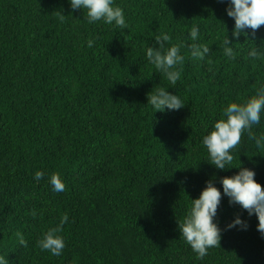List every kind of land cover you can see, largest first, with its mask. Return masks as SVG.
<instances>
[{
    "label": "trees",
    "instance_id": "obj_1",
    "mask_svg": "<svg viewBox=\"0 0 264 264\" xmlns=\"http://www.w3.org/2000/svg\"><path fill=\"white\" fill-rule=\"evenodd\" d=\"M115 4L128 29L89 24L68 0H0V255L9 264H264L257 216L227 197L215 222L225 229L240 216L248 228L222 231L203 259L178 229L206 181L215 177L222 191L220 178L239 171L209 164L202 139L228 103L264 86V61L248 55L264 50V25L233 39L228 0ZM193 26L196 41L187 38ZM161 34L170 37L164 51L185 45L175 85L146 58ZM227 36L235 59L224 55ZM193 43L209 46L205 60L192 58ZM158 87L185 106L155 112L147 94ZM252 131L264 133V116ZM233 155V166L253 169L264 187V148L245 134ZM53 173L65 191H52ZM64 213L66 246L53 256L38 241Z\"/></svg>",
    "mask_w": 264,
    "mask_h": 264
},
{
    "label": "clouds",
    "instance_id": "obj_2",
    "mask_svg": "<svg viewBox=\"0 0 264 264\" xmlns=\"http://www.w3.org/2000/svg\"><path fill=\"white\" fill-rule=\"evenodd\" d=\"M68 2L71 9L86 11L89 24L103 22L119 30L128 29L124 9L116 5L115 0H68ZM226 14L234 20L233 39H238L241 35L248 37L246 31L248 29L252 30L254 36L256 30L264 25V0H228ZM64 18L65 15H59L61 22ZM198 37L199 29L193 26L187 33V38L196 41ZM169 40L170 37L167 34L155 37V44L158 47L149 46L146 49V58L149 64L154 65L166 76L171 85H175L181 78L180 71L176 69L184 62L185 57L181 55V47L185 45L181 41L180 44L172 45L164 51V45ZM93 43L94 41L89 40L88 47H92ZM223 44L225 45L224 55L235 59L229 36L224 39ZM261 44L249 51L248 55L253 60L264 61V50H261ZM189 47L194 59L205 60L210 53L207 44L193 43ZM147 103L155 109V112L161 113L178 111L186 104L179 95L169 92L164 87H158L155 91L148 93ZM262 116H264V86L258 88L254 95L241 103H228L223 109L222 118L215 121L212 130L203 136L202 145L207 150L209 164L218 170L238 168L239 171L232 176L220 178L222 191L213 182L215 177L206 181L198 198L190 199L183 220L178 222L180 236L197 254L198 259H203L210 248L220 247L222 231L232 228L247 230L248 228L247 221L240 216H236L225 226V229L218 226L215 218L222 197H227L230 205H239L247 211L249 216L255 214L258 218L257 231L264 237V187L256 181V173L253 169L243 167L242 162L239 166H233V152L240 144L243 135L247 134L258 148H264V133L256 134L252 131L253 126L261 124ZM44 175L43 171L38 170L34 174V179L39 182ZM48 182L52 185L53 192L60 193L66 189V184L58 173L51 174ZM32 216L33 218L36 216L34 210ZM68 221V214H62L59 223L43 233L38 241V247L53 256H61L66 243L60 233ZM20 243L27 245L23 237ZM0 264H9L8 258L0 255Z\"/></svg>",
    "mask_w": 264,
    "mask_h": 264
}]
</instances>
